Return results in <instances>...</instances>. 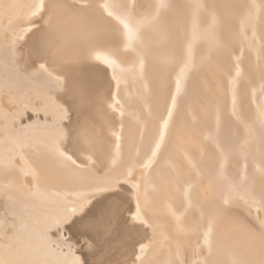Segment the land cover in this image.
<instances>
[{"label": "rangeland", "instance_id": "rangeland-1", "mask_svg": "<svg viewBox=\"0 0 264 264\" xmlns=\"http://www.w3.org/2000/svg\"><path fill=\"white\" fill-rule=\"evenodd\" d=\"M1 1L2 3H6L8 0H1ZM214 1L215 0H208V6H209L208 12L206 10L204 11L203 9L197 12V17L199 18H202V16L206 14L205 15L206 20L203 21L204 31L200 32V35L198 34L194 38H192L191 30H190V23L194 13L187 0H169V3H167L162 8L160 7L161 9L159 12L160 14H162L164 23L166 22L167 24L169 23L168 29L167 28H164L165 30L163 29L166 32L161 36L160 35L158 36V33L154 31L153 26L149 25L148 31L142 35L141 39L140 37L138 38L139 39L138 42H140V44L143 46L144 52L147 56L153 50L160 51L161 49L166 48V50L164 51L166 52L169 49L171 50L172 49L171 47H175L177 50V56L175 57L169 68L166 71H164L165 73L162 74V78H161L162 81L158 85L157 89H155V92L145 91L141 85V82L138 80L137 76L134 75V72L126 71L118 78L119 85L123 87L122 92L125 95H123V93L120 91V93L118 94L119 96L118 98L104 100L103 113L98 114L99 113L98 110H95L98 113L94 111V113L97 114V117L95 116L96 114L95 115L92 114L93 111L87 113L86 114L87 117H85L86 115L84 116L85 118L83 117L85 120L86 118H88L89 115L91 114L93 115V116L91 115L89 119L85 120V121L89 120L88 123L90 125H91L90 122H92L90 119L93 118L92 120H94L96 118L98 122V118L99 119L102 118L100 119L101 121L100 124L95 122L97 124L91 125V127L94 129L90 128L89 127L90 125H86V126L83 125L85 124L84 120L82 121V123L74 124L75 129L78 132V136L80 135L79 138L80 140H83L82 142L86 148V153L82 157V161L80 160L79 167L82 169L83 175L86 171L93 170L92 173H90L89 171L86 172L85 173L86 177L85 176L83 177L82 175L80 179H82L83 182L84 180L87 179V177L92 181L93 180L109 181L107 185L105 184L104 186V190L107 191L109 189V191L105 192L103 190L104 192L101 191L102 193L99 192L98 194H96V196L94 195L92 198L93 199L95 198V200L91 198L84 206L85 208L83 207L85 211L88 210L87 212H85L83 208L81 209V211L84 212L82 213L79 211L80 214L78 211L77 212L73 211V213L70 216L68 217L66 216L67 219L63 218L60 222H57V225L53 224L48 228V232L50 231L49 234L54 235V236L49 235V239L51 242L45 245L46 248L50 250L49 252L52 253L54 252L55 254H58L59 252L61 255L68 256L69 260L72 261L73 264H83L81 263L83 262V260L82 261L79 260L81 258L79 249L83 247L82 245L83 242H81L82 235L80 236L79 233L72 228L73 227L72 224H74V220L75 219L77 220L78 218L80 219L82 218V220L79 221V224L85 221L84 223L87 227H90V229L92 227L90 231L94 233L93 239L94 241L96 240V243H101V244L104 243L106 245H109L107 243H109V239L113 234L112 232L113 228L116 225L127 224L129 226H134V228L136 229L135 232L133 231L132 235L124 237L122 241H118L117 243H115L113 240L115 238L112 239L111 237L110 240L113 241H111L110 244L112 243V245L109 248L107 247L105 249L106 253L102 255L98 254V250H96L97 252L94 253L95 250L93 251V249L95 248H92L93 242L92 241L88 242V245H86L84 250L86 251V253L89 254L91 253L90 254L91 257H95V260L92 259L91 261L93 262H91L90 264H113L112 263L113 261L114 262L117 261L116 264H144L143 262H145V264L147 263L149 264L150 262L152 264H165V262L166 264L167 263L168 264H208L207 260L210 258L212 259L210 264H225L224 259L222 262H220V258L218 256H215L214 254H212V256L207 257V251L209 245L208 242L210 238L208 235L209 232L208 225L205 224L204 221L209 219L210 195L213 199L216 198L215 189L218 186L219 189L216 191L217 198L214 202L217 203L219 209L227 212L228 220L233 221L236 224L235 228L237 230L234 233L236 242L238 241V238L243 237L242 238L243 240L248 239L249 241L252 242L256 241V243L260 244L262 246V251L260 257H258L257 259V264H264V46H263V41L257 39L255 36L256 24H254L255 19L252 15L253 14L251 9L252 2L250 0H236L237 2L230 5L229 7H222L221 9L218 10L216 9L215 6H213ZM44 2L45 5H40L43 7L38 6L37 8H35L34 2L24 3L27 7H24L25 5L23 4L22 6L23 8L21 7L22 9H20L21 12L19 13V15L9 16L10 17L8 22L10 23L9 25L12 28L14 27L13 29L17 30L12 32V34L14 33L13 36L15 35L14 36L15 40L11 43H7V45L4 44L3 45L4 48L2 47L1 52L3 51L5 52V53L3 52V54L5 55L4 61H8V63H11L14 66V68L17 69V71L20 73L21 76L25 75L26 77L31 76L38 79H45V78L47 79L49 77H53L52 76L53 73L57 74L58 65H56V63L49 61L48 59H44L43 61L40 62L37 59L35 60L34 57H35V53L37 52L36 49L33 48L32 44L29 42V38L34 35V32H36L35 34H38L39 31L42 30L41 33L42 36L40 37H43V40H46L47 38L49 39V36H51L50 45L47 43L48 44L47 47H49V50L50 48L54 50V52L50 50L49 55L50 56L52 55V58L54 57V59H56L58 58V56L65 54V52H67V46H66L67 33L66 32L63 33L62 30L65 31L67 30V27L65 26L67 25V21L70 18L69 14L71 11L69 9L85 8L88 5H90L91 0H42V4H44ZM50 4L52 6H50ZM49 6L52 8H49ZM132 8L133 6L128 5L129 10H131ZM32 9H34L33 10L34 12L32 11ZM47 9L48 11L51 9L49 11V14L47 13L48 12ZM63 9H65L67 12L65 10L63 12ZM98 10L100 14L105 15L107 17H110L111 15L120 18L127 16V14L125 13L127 8L125 11H118L116 13H112V11L105 6L98 8ZM56 12H58L59 15ZM21 15L23 18L21 17ZM63 16L65 19L67 17V20L65 19L63 20L62 19ZM12 17L13 19L11 20ZM56 17H58L59 19L57 18V20H55ZM53 19L56 21L54 25L56 26L55 28L54 26H52L54 23ZM57 23L59 24L62 23L60 25L62 26V28L64 27L65 29L62 28L61 30L58 29L61 26H59ZM17 24H19V26ZM47 27L49 29H47ZM50 27H52L51 32L53 34L50 32ZM56 28L57 30H60L59 33L57 30L55 31ZM20 31H23V35L17 37ZM46 31L51 35L49 34L48 36L46 34ZM53 31L57 32L58 34L57 33L55 34ZM59 34L61 36H59ZM52 35H54L53 39H52ZM55 36L57 37V40L55 39ZM16 38H18V41ZM62 39L65 41H63ZM51 40H53V42L57 44L55 45V43L51 42ZM39 41L42 42L40 38ZM63 42H65V45H63L64 44ZM51 44L55 45L54 47L57 49L52 48L53 45ZM59 45L60 48L62 46V49L58 48ZM8 49L11 54L9 53ZM216 52L220 53L221 62H219L217 66L219 67L218 70H214V75L218 82V85H214L211 90V98H212L211 101L213 102L221 101L222 104L221 107H219L218 110H216L212 115L210 132L208 131V127L204 128V125L201 128L193 130L192 128H190L191 123H189V120L190 122H192L193 117H196V119L200 118L202 124L203 122H205V117L209 109L208 96L210 94L206 96H201L199 102H196V104H194L193 106L194 113H192L193 108H191V106L190 107L188 106L187 108L186 103L189 98L188 96L185 103L183 102L181 107L178 106L176 108L175 113H173V115L171 114V116L169 117L166 123L167 134L165 137V141L163 142L162 149L161 151L160 149L159 151H157L158 153H156V156L152 160L155 162L157 160V163L153 162L154 163L153 166L152 162H150L152 166L148 164V167L143 168L142 166L141 168V166L138 165L139 163L137 161V154L139 152L138 150L141 144L142 137L146 133L149 127L150 120L152 118V112L155 109L157 98L160 97L159 95L163 94L169 89L175 75L185 64L186 59H188L189 65L187 64L188 68H186L188 70H185L183 77L185 91H182V96H181V103H182L183 100L182 98L184 97L185 99L188 88H189V94L191 93V88L195 74L197 73L199 68L205 67L208 64L209 65L212 64L213 61L210 62L211 59H214L215 61L217 60L218 57L216 55L212 58L213 54ZM2 62L3 61L0 60V72H1L0 81H4L6 79V73L3 70ZM251 67L254 69V72L250 71L251 73H253V75L251 76L253 77V80H248L245 74H246V70L248 68L250 69ZM21 70L23 72H21ZM47 71L50 72L51 74L48 75ZM61 79L64 83L62 82L63 84L58 86V89H56L57 90L56 95H58V98L62 102H64L61 96L63 89H66L67 87L66 84L67 81L63 77ZM192 95H194V93ZM61 105L66 106L63 103ZM64 106L63 108L65 109L64 112L65 114L64 113L59 114L57 116L56 122H54L50 113L49 114L43 113L40 110H35L32 112L30 109H27L26 112L23 113L20 118L14 119L12 121L13 123H10V126H8L11 136L13 137L14 140H16V138L17 140H20L23 139V137H25L26 135H30L32 133L40 135L39 132L41 129L39 127L43 129L48 127V124L55 123L54 124L55 126L53 125L51 127L52 131L56 133L55 138H59L57 129L62 128L64 130V128H66V131L64 130V137L61 138L60 141V145L62 146V148L63 147L65 148V149L63 148V150L66 152L67 127L65 126H68L67 124L68 121L71 120L72 114L70 112H69L70 114H67L66 112L67 107ZM33 113L35 115L36 120L34 118ZM27 115H29L30 118ZM66 117L67 118L69 117L70 120L69 118L66 119ZM39 118L40 121L42 119L41 122L38 120ZM23 119L25 120L23 121ZM26 119H28V121ZM37 120L39 121V123L36 122ZM24 122H28V123L24 124ZM227 123H230V131H229L230 135L228 136V140L222 141V139L218 136V132L221 131V128L226 126ZM32 124H34L35 126L34 125L32 126ZM96 125L97 127L99 126L100 129H98ZM134 125L137 127V128L135 127L136 130L133 129ZM81 126H83L84 128ZM127 126L133 128H128ZM126 128L128 129V131ZM187 128H190L191 131L188 132L189 129ZM86 129L88 130L86 131ZM132 129H133V134L132 132H130V136L132 137V139H130L131 137L129 138V136H125V135H129V131H132ZM100 130L102 131L100 132ZM21 131H23V133H21ZM81 131L84 132V134L82 132L83 135L80 133ZM92 131L94 132V135L96 133V136L92 135L93 134ZM103 132L106 133L109 146L115 151V156L116 154H118V157L116 156L113 159L114 163L109 160L104 162L105 164L107 163L106 166H108L107 168L106 167L103 168L105 170L108 169V172L106 171L107 173H105V170H103L102 168H101L102 171H100L99 170L100 167L98 166L99 159L101 158L98 157V154L100 156V154L102 153L101 156H103V154L107 153L108 151L107 148L103 149V147L100 148L101 146H99L100 144L99 142H102L101 139L102 140L105 139L103 138L104 136L103 135L101 136L100 134V133L103 134ZM124 133L126 134L124 135ZM186 133L187 136H185ZM97 134L102 138L98 137ZM91 136L92 138L95 137L96 139L94 138L92 139ZM36 137L37 136H35L34 138ZM181 138L184 141L186 147L182 146L180 142ZM103 141H106V139ZM126 141L130 143V146H128L129 144L126 143ZM63 142L64 145L62 144ZM102 143L104 144V142ZM131 146L134 148V151H131L132 150L130 149ZM195 148L200 149L201 151L200 157L196 155L197 153H195L194 151ZM100 149L102 151L98 152ZM127 150H129L130 152ZM126 151L129 153L128 154L125 153ZM65 152L63 153L65 156H67L66 154L67 152L66 153ZM156 157H158V159H156ZM115 159L119 161L118 162L116 160L118 162V165L120 164V166L117 165ZM171 161L173 163H170ZM108 163L111 165V168H109L110 166ZM169 163L174 164L177 167V168L175 167V172H174L175 176L173 175V178L175 182L177 181L178 183L180 182L179 183L180 187L178 192V199L181 203L180 207L176 209L172 203L173 202L172 197L168 196L162 200V203H160L162 212L163 211L165 212L163 213L161 212L159 208L160 205H158L157 208V210L160 212H157L156 214L157 210L154 209L153 213L155 214L152 213L153 215H151V212L149 210H144L145 208H143L144 210L143 211L141 210L142 208L140 207L138 210L137 207L138 212L141 213L143 211L145 214L143 217L140 218L138 215L139 213L137 212V210H135L136 207L134 206L133 203V197H134L133 195L136 193L137 189L143 190L145 187L150 186L152 180L157 175L161 174V172L164 171V169L168 168L167 165ZM14 164L16 166H19L17 160L16 162L14 161ZM112 164H115V166ZM47 169H44V174L45 177L46 175L47 177L48 175L50 176L48 177V179L51 178V180L49 179L50 185L53 186L52 192L55 194L56 191L57 192L59 191V188L62 183V181L60 180H62L63 177L56 173H54V176L53 175L51 176V174H49L50 170ZM94 169H97V172L99 171V173H97L96 170L94 171ZM109 169L112 170L110 171ZM94 172L98 175L96 176ZM89 173L90 175L91 174L92 175L89 176ZM168 173L171 176V173L170 172ZM92 176H94V178L97 177V179H93ZM117 177H119L120 185H119V181L117 183L113 181ZM177 179H179L180 181ZM74 180H78V179L75 178ZM121 181L123 184L121 183ZM1 182L2 184L6 185L5 179L1 180ZM24 183L27 184L26 180ZM27 186L29 187L28 184ZM9 190L12 191L11 187L9 188ZM105 193L107 194L104 197L111 196L110 198L115 199L120 203L119 206L116 207L117 209L112 208L110 212L106 213V216L104 213L99 211V209L104 208L102 204H105L106 202L100 203L101 205L95 203L100 199L104 198L103 195ZM112 193L114 195H112ZM119 197L122 199L124 198V200L121 199V201H119ZM206 197H208L209 200ZM168 200H170V203ZM48 202L49 204L55 206L54 209L58 206L56 204V202L58 203V201L56 200L50 199ZM105 205L107 207V204ZM98 206L102 208H99ZM212 206L213 208H216L215 204ZM163 207L166 208V210ZM207 207H208V211H207ZM89 208L93 209V211L90 210ZM167 209L169 211H167ZM94 212L96 215L98 214L99 215L98 216L95 215L96 216L95 217ZM91 213L94 219L98 218L99 223L98 220H96L97 221L96 223V221L90 216ZM73 214L75 217L72 216ZM86 214L88 215L86 216ZM107 214L109 215V217ZM147 214L150 215L148 216ZM172 215L173 216L175 215L176 217L178 216L179 221H176L177 220L175 219L176 217L175 216L173 217ZM100 216L101 218H99ZM159 216L162 218H160ZM71 217L73 220L71 219ZM107 217L109 220L106 219ZM1 219L0 222L3 221L2 217ZM70 221H71V225H70ZM161 221L163 223L160 225ZM164 221L165 224L169 223L170 227L172 226L173 228L171 229L170 227H168V229H166L167 225L166 226L164 225ZM172 221L173 224L175 225L172 224ZM8 222H11V220H8ZM64 222L65 224L63 225ZM100 222L101 223L104 222V224H101ZM154 222L156 224H154ZM61 223L62 226L64 227L60 226ZM0 224H2L0 225L2 228L6 227V225H4L3 223ZM67 224L70 225L67 226L68 228L65 226ZM92 224L96 225L95 228H93L94 225ZM177 224H179L178 229H176ZM162 225H164L165 227ZM98 226L99 228L97 229ZM141 227L142 229H145V232L143 231V233H140L139 230H137V228H141ZM4 228L1 234H4L5 232L7 235H9L7 230ZM69 228H72L73 232L76 233H73L72 230ZM67 229L69 232L67 231ZM152 229H154V231L156 229L159 230L158 231L156 230V232H154ZM51 230L52 231L54 230L55 232L54 231L51 232ZM64 230H66L67 232ZM176 230H179L180 234H176ZM150 231L151 233L153 231L151 235L149 234ZM160 231L162 234H159ZM92 232L90 233L92 234ZM59 233L60 236H58ZM169 233H173V234H169ZM174 233L176 234L175 236ZM155 235H157V237H155ZM178 235L179 237H176ZM161 236L166 237L167 239ZM54 237L56 238L59 237L60 240H58L59 238L56 239ZM174 237H176V239ZM64 242L66 247L64 245ZM124 243L125 244L128 243L126 244L127 246H125ZM53 245L55 247H53ZM153 251H155V253ZM75 252L76 254H74ZM93 253L96 255L93 256L94 255ZM155 254H157V256ZM153 256L156 257L154 258ZM104 259L108 260L107 263H105L106 261ZM144 259L146 261H144ZM151 259H153V261Z\"/></svg>", "mask_w": 264, "mask_h": 264}, {"label": "bare ground", "instance_id": "bare-ground-1", "mask_svg": "<svg viewBox=\"0 0 264 264\" xmlns=\"http://www.w3.org/2000/svg\"><path fill=\"white\" fill-rule=\"evenodd\" d=\"M187 1L189 2L190 6L192 8V11L194 13L192 16L191 23H190L191 35H192V38H194L198 34L200 35V32L204 31L203 21L206 20L205 19L206 14L204 16H202V18H199V17H197V12L201 9H203L204 11L206 10L208 12V10H209L208 0H187ZM250 1L252 2V6H251V9L253 12L252 15L255 19L254 24H256L255 36L257 39L263 41V46H264V0H250ZM33 2L35 3V8H37L40 5H45V2H44V4H42V0H8L6 3H2V1L0 0V60L3 61L2 66H3V70L6 73V79L4 81H0V178H1V180L5 179V181H6V185H4V184H2V182L0 180V213H1L0 216L3 218V221L0 223H3L4 225H6V227L5 228L3 227V228L6 229L8 234H9V235H7L5 232H4V234H1L3 232V228L0 226V264H73L72 261L69 260L68 256L61 255L59 252H58V254H55L54 252L53 253L49 252L50 250L46 248L45 245L49 244V242H51L49 239V235H51V234H49L50 231L48 232V228L50 226H52L53 224L57 225V222H60L63 218L67 219L66 216L67 217L70 216L73 213V211L82 212L81 209L86 205V203L94 195L96 196V194L103 191L105 184L107 185V183L109 182L106 180L105 181L104 180H96V181L93 180L92 181V180L88 179V177H87V179L85 178L86 180H84V182L82 181V179H80L81 176L83 175V172H82V169L79 167L80 166L79 163H80V160L82 161V157L86 153V148L82 142L83 140H80V138H79L80 135L78 136V132L76 131L74 124L75 123H82L84 118L87 117L86 114L90 113L91 111H93L92 114H94V115L98 112H99L98 114H100V113L102 114L104 111V100L119 97L118 94L120 93V91L121 92L123 91V89H122L123 87H121L119 85L118 78L126 71L134 72V75L137 76L138 80L141 82V85L145 91L155 92V89H157L158 85L162 81L161 80L162 74L165 73L164 71H166L169 68V66L171 65V63L173 62L175 57L177 56V50L175 47H171L172 49L171 50L169 49L170 51L167 50L166 52H164L166 50V48H163L160 51L153 50L147 56L144 52L143 46L140 44V42H138L139 41L138 38L140 37V39H141L142 35L148 31L149 25L153 26L154 31L158 33V36L159 35L161 36L162 34H164L166 32V31H164L165 30L164 28L168 29L169 23L168 24H167V22L164 23L162 14H160L159 11L163 6H165L167 3H169V0H91L90 5H88L85 8H81V9L76 8L77 10L75 8L69 9L71 11L69 14V17L71 19L70 18H69L70 20L68 19L67 25L65 26V27H67V30L66 31L62 30L63 33H65V32L67 33V36H66L67 37L66 38V40H67V43H66L67 52H65V54H63L65 56L56 55V56H58V58L54 59V57L52 58V55L51 56L49 55L50 50L53 52H54V50H52L51 48L49 50V47H47L48 44L50 45V38H51V36H49L50 33H48L47 31H46V34L49 36V39L47 38L46 40H43V37H40V36H42V34H41L42 30L39 31L38 34H35L36 32H34L33 36L30 35L31 37L29 38V42L32 44L33 48L36 49V52H37V53H35V57H34L35 60L37 59L40 62V61H43L44 59H48L49 61L56 63V65H58L57 66V74L53 73L52 74L53 77H49L47 79L46 78L45 79H38V78L31 77L28 75H27L28 77H26L25 75L21 76L20 73L17 71V69L14 68V66L11 63H8V61H4V58H5V55L3 54L4 51L1 52V50H2V47L4 44L7 45V43H11L15 40V38H14L15 35L13 36L14 33L12 34V32L17 31V30L13 29L14 27L12 28L9 25L10 24V23H8L9 19H10L9 16L19 15V13L21 12L20 9L23 8L22 6L24 3H33ZM236 2H237L236 0H215L213 3V6H215L216 9L218 10V9H221L222 7H229L230 5H232ZM128 5L133 6V8L131 10H129ZM50 6H52V5L50 4ZM50 6H49V8H52ZM103 6L109 8L112 11V13H116L118 11H125L127 8V10L125 11L127 16L120 18V17H114L113 15H111L110 17L102 15L98 12L99 11L98 8L103 7ZM24 7H27V6L25 5ZM40 7H43V6H40ZM34 9H32V11ZM48 9H47V11H48ZM64 10L65 9H63V12H64ZM49 11L47 12L48 14H49ZM56 13L59 15L58 12H56ZM64 16L62 18L63 20L65 19ZM21 17H22V15H21ZM57 18L58 17H56V19L55 18L54 19L57 20ZM12 19H13V17L11 18V20ZM19 19H20V17H19ZM55 20L53 21L54 23L52 26L55 25V22H56ZM65 20H67V17ZM61 22H62V20H61ZM64 22H66V21H64ZM14 23H16V22H14ZM20 24H22V23H20ZM57 24L59 26H61L60 24H62V23H60V24L57 23ZM17 25L19 26V24H17ZM64 25H65V23H64ZM23 27H25V26H23ZM55 27L56 26H54V28ZM51 28L52 27H50V32H51ZM57 28L55 29V31L57 30ZM61 28H62V26L59 27L58 29L61 30ZM40 29H41V27H40ZM47 29H49V28L47 27ZM62 29H65V28L63 27ZM60 30H57L58 33ZM24 33H25V31H24ZM54 33L56 34L57 32H54ZM22 35H23V31H20L18 33L17 37L22 36ZM54 35H52V39L54 38L53 37ZM43 36H44V34H43ZM59 36H61V35L59 34ZM39 38L42 40V42L39 41ZM16 39L18 41V38H16ZM55 39L57 40L56 36H55ZM60 40H61V38H60ZM63 41H65V40H63ZM51 42H53V40H51ZM60 42H62V41H60ZM53 43H55V42H53ZM63 43H64L63 45H65V42H63ZM18 44H19V42H18ZM56 44L57 43H55V45ZM51 45H53V44H51ZM55 45H53L52 48H55L54 47ZM62 46L60 48V45H59L58 48L62 49ZM9 47H10V45H9ZM55 49H57V48H55ZM8 51H9V49H8ZM9 53H10V51H9ZM58 53H59V51H58ZM215 55L218 57L216 61L214 59H211L210 62L213 61L212 64H210V65L208 64L209 66L206 65L205 67L199 68V70L195 74V77L193 80L191 93L189 94V88H188L187 95L186 96L184 95L185 99H184V97L182 98L184 100V101L182 100V103H181L182 91H185V88H184L185 86L183 83V77H184L185 70H188V69H186V68H188L187 64L189 65L188 59H186L185 64L181 67V69L175 75L173 82L171 83L169 89L166 92H164L163 94L159 95L160 97L157 98V101L155 104V109L152 112V118L150 120L149 127H148L146 133L142 137L141 144H140L139 150H138L139 152L137 154V161L139 163L138 165H140L141 168H142V166H143V168L148 167V164H150V162H152V165L154 163H157V160H156V162L152 161V160L156 156V153H158L157 151H159V149L161 151V149H162V145H163V142L165 141V137L167 134L166 123H167L169 117L171 116V114L173 115V113H175L176 108L178 106L181 107L183 102L185 103L188 96H189V98H188L187 103H186L187 108H188V106L189 107L191 106V108H193L194 104H196V102H199L201 96H206V95L210 94L208 96L209 109H208L207 115L205 117V122H203V124H202L200 118L196 119V117H193L192 122H190V120H189V123H191L190 128H192L193 130L201 128L204 125V128L208 127V131L210 132L212 115L216 110H218L219 107H221V104H222L221 101H218L220 103H218L217 101L216 102L211 101L212 100L211 90H212L214 85H218V82H217L215 75H214V70H218L219 67H217V66H218L219 62H221L220 53L219 52L214 53L212 58ZM16 63H19V62H16ZM16 67H17V65H16ZM250 71L254 72V69L252 67L250 69L248 68L246 70L245 75H246V78L248 80H253V77H251L253 75V73H251ZM21 72H23V71L21 70ZM158 72H159L160 76L158 75ZM38 74H40V73H38ZM49 74H51V73L48 72V75ZM59 77H61V78L63 77L67 81V83H66L67 87H66V89H63L62 96H61L63 98L64 102H62L58 98V95H56V92H57L56 89H58V86H60L64 83L62 81V79ZM0 80H1V78H0ZM54 90H55V92H54ZM193 93H194V95H192ZM123 95H125V94L123 93ZM190 95H191V97H190ZM192 96H193V98H192ZM62 103L66 105V106L63 105L64 107H67V111H66L67 114H70V113L72 114V118L70 116L71 120L68 117L70 120V121H68V124H67L68 126H65V127H67V137H66L67 138V148H66L67 153L63 150L64 147L62 148V146L60 145L61 138L64 137V130L66 131V128H64V130L62 128L57 129L58 130L57 133L59 135V138H55L56 133L53 132L51 129V127L55 123L48 124V127L43 128V129L41 127H39L41 129L39 132L40 135L32 133L30 135H26L25 137H23V139H20V140H17V138H16V140L13 139V137L10 134L8 126H10V123H13L12 121L14 119L20 118L21 115L23 113H25L27 109H30L32 112L35 110H40L43 113H48V114L50 113V115L52 116V119L54 120V122H56L57 116L59 114H63L65 112V109L61 105ZM95 110H98V112H96ZM94 111L96 113H94ZM192 113H194V108H193ZM33 115H34V113H33ZM91 115H89L88 118H86V119H89V117ZM27 116H29V115H27ZM95 116L97 117V114ZM99 117H100V115H99ZM29 118H30V116H29ZM34 118H35V115H34ZM68 118L66 117V119H68ZM92 119H90L92 121L90 123H91V125H94L97 123L100 124V122H101L100 119H102V118H100V119L98 118V122H97L96 118L94 120H92ZM24 120L25 119H23V121ZM26 120L28 121V119H26ZM35 120H36V118H35ZM38 120L40 121V118ZM38 120L36 122L39 123ZM41 121H42V119H41ZM86 122H87V124H86ZM88 122H89V120L85 121V124H83V125H85V126L90 125ZM95 122H97V123H95ZM25 123H28V122H24V124ZM33 125L34 124H32V126ZM91 125L89 126L90 128H92ZM101 125H103V124H101ZM27 126H28V124H27ZM130 126H132V125H130ZM62 127H64V126H62ZM81 127H83V126H81ZM96 127H97V125H96ZM127 127L133 128V127H129V126H127ZM135 127L136 126L134 125V128H133L134 130H136V128H137V127L136 128ZM97 128L100 129L99 126ZM190 128H187V129H189L188 132L191 131ZM22 129H23V126H22ZM88 129H86V131ZM92 129H94V128H92ZM133 129H132V131H129V135H125L127 132L124 133V135L129 136V138H130L131 137L130 132H132V134H133ZM81 130H83V129H81ZM102 130H100V132ZM124 131H122V132H124ZM127 131H128V129H127ZM229 131H230V123H227V125L222 127L221 131L218 132V136L222 139V141L228 140V136L230 135ZM82 132L83 131H81L80 133L82 134ZM92 132H91V134H92ZM21 133H23V131H21ZM85 133H87V132H85ZM134 133H135V131H134ZM83 134H84V132H83ZM100 134H101V136L103 135L104 136L103 138L106 139V141H103L105 139H103V140L101 139V141L104 142V144L102 142H99L100 143L99 146H101L100 148L103 147V149H105V148L108 149L107 153H105L106 155L103 154V156H101L102 155V153H101L99 156V154H98V157H101L99 159V165L98 166L100 167L99 170L102 171V169L104 167H106V168L108 167V166H106L107 163L105 164L104 162H106L107 160L113 162L114 161L113 159L116 156L118 157V154H116V156H115V151L112 148H110L106 133L103 132V134L102 133H100ZM89 135H90V133H89ZM92 135L96 136V133L94 135V132H93ZM35 136H37V137L34 138ZM87 136H88V134H87ZM97 136H98V134H97ZM185 136H187V133ZM98 137H100V136H98ZM91 138H92V136H91ZM93 138L96 139L95 137H93ZM100 138H102V137H100ZM130 139H132V137ZM99 141H100V139H99ZM95 142H96V140H95ZM180 142H181L182 146L186 147L182 138H181ZM126 143H128V142L126 141ZM62 144L64 145V142ZM94 144H96V143H94ZM128 144H129L128 146H130V143H128ZM95 146H97V145H95ZM132 146L130 149H132L131 151H134V148H133L134 146L133 147ZM65 147H66V144H65ZM106 150H105V152H106ZM62 151L65 152L67 154V156H65ZM101 151L102 150L100 149L98 152H101ZM127 151H129V150H127ZM127 151L125 153L128 154L130 151L129 152H127ZM194 151H195V153H197L196 155H198L200 157V152H201L200 149L195 148ZM171 152H172V150H171ZM156 159H158V157H156ZM16 160L19 163V166H16L14 164V161L16 162ZM116 160L117 159H115V161ZM116 162H115V164H116ZM118 162H117V165H118ZM170 163H173V162L171 161ZM103 164H104V166H103ZM110 164H109V166H110L109 168H111ZM115 164H112V165L115 166ZM169 164L167 165L168 168L164 169V171H162L161 174L157 175L152 180V183H150V186L145 187L143 190L137 189L136 193L133 195L134 196L133 197V203H134V206L136 207L135 210H137V207H138V210H139V207L142 208L141 210H143V208H145L144 210H149L151 212V215H153V214H155V213H153V210L154 209L157 210L158 205H160V203H162V200L168 196L172 197V199H173L172 203L176 209H178L180 207L181 203L178 199V192H179V187H180L179 183L180 182L179 183H178V181L175 182L174 178H173L176 165H174V164L169 165ZM118 166H120V164ZM96 168H98V167H96ZM44 169L50 170L49 174H51V176L52 175L54 176V173H56V174H59L60 176L63 177L62 180L59 179L60 181H62V183H61V186L59 188V191L58 192L56 191L55 194L52 192L53 186L50 185L51 178H49L50 180L48 179V177H50L49 175H48V177H47V175L45 177ZM95 170L97 172V169H94V171ZM103 170H105V169H103ZM148 170H146V171H148ZM88 171H86V172H88ZM106 171L108 172V169L105 170V173H107ZM89 172L92 173L93 170L92 171L90 170ZM168 172L171 173V176ZM85 173H84L83 177L85 176ZM90 173H89V176L92 175V174L90 175ZM97 173H99V171ZM105 173H103V174H105ZM116 173H118V172H116ZM59 175H58V177H59ZM97 175L98 174H96V176ZM92 177H93V179H97V177L96 178H94V176H92ZM75 178H77L78 180H74ZM25 180H26L27 184L29 185V187L27 186L26 183H24ZM177 180H179V179H177ZM113 181L115 183H117L119 181V177L115 178V180H113ZM48 182H49V184H48ZM121 183H122V181H121ZM119 185H120V181H119ZM10 187H11L12 191L9 190ZM218 189L219 188L217 186V188L215 189L216 198H217L216 191ZM107 191H109V189ZM107 191H105V192H107ZM113 193H112V195H114ZM106 194L107 193H105L103 195V197ZM108 197L109 196L104 197V198L100 199L99 201L96 200L97 202H95L98 204H100L102 202L103 203L106 202L105 204H107V207L105 204H102L104 208L98 206L99 208H102V209H99V211L104 213L105 216H106V213L110 212V210L112 208H116L120 204L117 200L110 198L111 196L109 198ZM206 198L209 200L208 197H206ZM216 198L213 199L210 195L209 219L204 221V223L208 225V229H209L208 235L210 238V240L208 242L209 245H208L207 257L212 256V254H214L215 256H218L220 258V262H222L224 259L225 264H257V259L261 255L262 246L260 244L256 243V241L252 242V241H249L248 239L243 240L242 239L243 237L238 238V241L236 242V240H235L236 238L234 236V233L237 230L235 228L236 224L233 221L228 220L226 211L219 209V207L217 206V203L214 202L216 200ZM50 199L58 201V203L56 202V204L58 206L55 209H54L55 206L49 204L48 201ZM116 199H118V198H116ZM121 199L122 198L119 197V201H121ZM169 199H171V198H169ZM93 200H95V198ZM93 200H92V202H93ZM122 200H124V198ZM168 201L170 203V200H168ZM53 202H55V201H53ZM53 202H51V203H53ZM166 202H165V204H166ZM169 203H168V205H169ZM214 204L216 205V208H213L212 205H214ZM168 205H166V206H168ZM211 206H212V208H211ZM92 207H94V206H92ZM159 208L161 210V205L159 206ZM166 208H164V209L166 210ZM89 209L93 211V209H91V208H89ZM168 209H167V211H169ZM176 209H174V210H176ZM138 210H137V212H138ZM84 211H85V209H84ZM87 211H85V212H87ZM207 211H208V207H207ZM80 212H79V214H80ZM95 212H94V216L96 215ZM142 212L141 213L138 212L139 213L138 215L140 218L145 215L144 212L142 215ZM157 212H160V211L157 210L156 214H157ZM161 212H162V210H161ZM163 212H165V211H163ZM114 213H115V211H114ZM75 214H77V213H75ZM87 215L88 214H86V216ZM98 215H96V216H98ZM112 215H111V217H112ZM147 215L149 216L150 214H147ZM165 215H166V213H165ZM72 216H74V214ZM90 216L91 217L93 216L92 213L90 214ZM101 216L99 218H101ZM1 217H0V219H1ZM108 217H109V215H108ZM108 217L106 219H108ZM159 217H158V219H159ZM160 218H162V217H160ZM71 219H72V217H71ZM175 219H177L176 221H179L178 216ZM8 220H11V222H8ZM75 220H74V224H72V226H73L72 228L76 232H78L80 236L82 235L81 236V238H82L81 242H83L82 243L83 247L79 249V253L81 254L80 255L81 258L79 260H81V261L83 260V262L80 261L83 264H88V262L90 264L91 262H93V261H91L92 259L95 260V257L90 256L91 253L90 254L86 253V251L84 250L86 245H88V242H90V241L93 242L92 248H95V249H93V251L95 250L94 253H96L97 252L96 250H98V254L102 255V254L106 253L105 249L107 247L109 248L112 245V243L110 244L111 241L114 240V242L117 243L118 241H122V239H124V237L132 235L133 231L134 232L136 231L134 226H129L127 224L116 225L113 228V231H112L113 234L111 235L112 239L113 238H115V239L110 240L111 239V237H110L109 243H107L109 245H106L104 243H102V244L96 243V240L94 241V239H93L94 233L92 231H90L92 229V227H91V229H90V227H87L84 223L85 221L82 222L81 224H79V221L82 220V218L81 219L78 218L76 220L77 222ZM94 220L96 221V220H98V218L94 219ZM102 220H100V221H102ZM155 220H156V218H155ZM169 220H171V219H169ZM165 221H167V220H165ZM165 221H164V225L165 226L167 225L166 229H168V227H170V224L168 223L169 224V226H168V224H165ZM167 222H169V221H167ZM96 223H97V221H96ZM98 223H99V220H98ZM162 223L163 222L161 221L160 225ZM64 224H65V222L63 223V225ZM101 224H104V222ZM154 224H156V223L154 222ZM172 224H173V221H172ZM0 225H2V224H0ZM70 225H71V221H70ZM70 225L67 224L65 226L67 227ZM92 225H94V224H92ZM97 225H99V224H97ZM164 225H162V226H164ZM173 225H175V224H173ZM178 225L179 224L176 225V229H178ZM60 226H62V223ZM60 226H58V227H60ZM95 226L96 225H94L93 228H95ZM62 227H64V226H62ZM159 227H161V226H159ZM72 228H69V229L72 230ZM98 228H99V226L97 227V229ZM170 228L172 229L173 227L171 226ZM56 229H59V228H56ZM137 230H139L140 233H143V231L145 232V229H142V227L137 228ZM152 230L154 231V229H152ZM156 230L158 231L159 229H156ZM156 230L154 232H156ZM161 230H163V229H161ZM53 231L51 230V232H53ZM64 231H66V230H64ZM67 231H68V229H67ZM153 231H152V233H153ZM169 231H171V230H169ZM72 232H73V230H72ZM76 232H73V233H76ZM90 232H92V234ZM163 232H165V231H163ZM179 232H180L179 230H176V234H180ZM152 233L150 231L149 234L151 235ZM159 234H162L161 231ZM169 234H173V233H169ZM176 234L174 233V236ZM10 235H13V236H10ZM51 236H54V235H51ZM58 236H60V233ZM70 236H71V234H70ZM155 237H157V235H155ZM161 237H163V236H161ZM176 237H179V235ZM176 237H174V238L176 239ZM54 238H56V237H54ZM57 238H59V237H57ZM163 238H166V237H163ZM52 239H53V237H52ZM58 240H60V238ZM52 242H53V240H52ZM60 242H59V244H60ZM106 242H108V241H106ZM126 244H128V243H126ZM126 244L124 243L125 246H127ZM64 245H65V242H64ZM53 247H55V246L53 245ZM65 247H66V245H65ZM69 247H71V246H69ZM49 248H50V246H49ZM59 249H58V251H59ZM212 251H213V253H212ZM153 252L155 253V251H153ZM74 254H76V252ZM95 255L96 254H94L93 256H95ZM155 255L157 256V254H155ZM105 257H106V255H105ZM113 258H114V256H113ZM153 259H151V260L153 261ZM211 260H212L211 258L207 260L208 264L211 263ZM105 261H106L105 263H107L108 260H105ZM144 261H146V260L144 259ZM116 262L113 261L112 263L116 264ZM143 263L145 264V262H143ZM165 264H166V262H165Z\"/></svg>", "mask_w": 264, "mask_h": 264}]
</instances>
